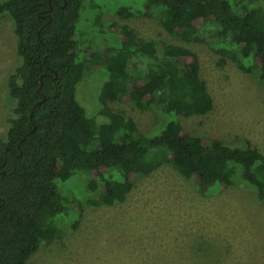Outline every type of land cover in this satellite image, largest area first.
<instances>
[{
  "label": "trees",
  "instance_id": "obj_1",
  "mask_svg": "<svg viewBox=\"0 0 264 264\" xmlns=\"http://www.w3.org/2000/svg\"><path fill=\"white\" fill-rule=\"evenodd\" d=\"M97 8L96 0L0 3V17L13 25L19 61L2 94L8 115L0 138V264H27L40 247L60 238L56 220L70 219L74 202L60 186L75 178L91 208L123 204L137 177L162 166L203 198L236 188L264 202V156L255 145L203 141L179 121L213 109L198 56L183 46L142 39L127 26L111 24L107 32L100 15L84 27L81 48L82 12ZM112 10L121 20L158 16L167 35L206 45L222 64L230 60L264 81V0H134ZM108 35L115 43L97 46ZM102 70L107 77L97 96L99 110L89 117L76 87L86 71ZM115 103L141 113L157 109L170 120L142 134L131 118L111 108ZM75 201L81 210L82 200Z\"/></svg>",
  "mask_w": 264,
  "mask_h": 264
},
{
  "label": "rangeland",
  "instance_id": "obj_2",
  "mask_svg": "<svg viewBox=\"0 0 264 264\" xmlns=\"http://www.w3.org/2000/svg\"><path fill=\"white\" fill-rule=\"evenodd\" d=\"M131 1L96 0L99 8L83 10L80 47L86 42L84 27L100 15L99 24H104L107 32L111 24L127 26L142 39L190 49L199 58L200 78L213 109L205 116L180 118L181 125L203 141L217 139L238 146L248 140L264 156V81L260 74L244 73L227 59L222 64L206 45L179 42L166 34L158 16L121 20L112 9ZM96 42L97 46L111 45L115 39L108 35ZM17 65L13 25L4 15L0 17L1 139L8 115L2 97L5 80ZM85 74L86 80L76 87V99L91 117L99 110L97 96L107 74L103 70ZM111 108L131 118L142 134L170 120L157 109L141 113L134 106L118 103ZM80 180L71 179L60 186L69 202L74 201L68 206L72 217L56 220L60 238L40 247L27 264H264V202L258 203L252 191L231 188L203 198L190 182L162 166L148 177H137L123 204L91 208L84 205ZM76 199L82 200L81 210Z\"/></svg>",
  "mask_w": 264,
  "mask_h": 264
}]
</instances>
